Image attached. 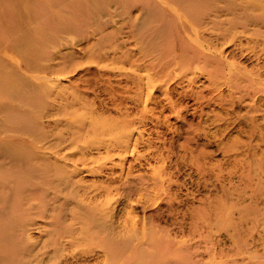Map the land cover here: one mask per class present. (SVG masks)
<instances>
[{"label": "rangeland", "instance_id": "374dc122", "mask_svg": "<svg viewBox=\"0 0 264 264\" xmlns=\"http://www.w3.org/2000/svg\"><path fill=\"white\" fill-rule=\"evenodd\" d=\"M105 2L101 14L90 12L91 24L89 12L54 8L35 17L25 41L27 27L16 28L17 20L0 31V42L17 37L9 42L15 55L0 65L10 80L0 90V126L13 127L0 138L41 150L14 169L39 205L30 234L40 246L55 219L101 238L106 225L112 236L129 237L130 250L115 248L122 264H264V95L253 99L221 85L215 63L199 58L189 70L158 72L149 89L152 71L144 68L156 64L141 58L128 9ZM148 22L159 28L157 20ZM98 24L104 27L97 33ZM147 40L153 55L167 42ZM223 49L236 68L264 73V56L233 44ZM10 114L17 120L7 121ZM136 136L134 151L116 142ZM64 243L66 252L74 248ZM77 250L71 264L103 263L94 245Z\"/></svg>", "mask_w": 264, "mask_h": 264}, {"label": "bare ground", "instance_id": "6f19581e", "mask_svg": "<svg viewBox=\"0 0 264 264\" xmlns=\"http://www.w3.org/2000/svg\"><path fill=\"white\" fill-rule=\"evenodd\" d=\"M37 1L0 0V31L7 29L11 25L12 19L17 20L16 28L21 30L25 26L27 27L26 35L21 38V41H25V38L28 39L31 34L28 33L29 28L33 29L36 18L42 14L43 10L47 12V10L57 8L58 11L71 12L73 15L83 13L88 15V12L90 13L92 10L101 14L105 9L101 0H46L47 3L42 9H37L35 6ZM106 1L105 4L113 5L115 2L117 6L128 9L132 35L138 44L141 58L143 60L153 59V63L156 64V67L146 64L144 68L152 71L151 75H147L146 78L149 89L155 85L152 84L154 81L151 79L156 77L158 72H165L169 76L171 71L182 66L189 70L188 67L192 65V60L199 58L215 63V75L223 78L222 82L220 81L221 85L228 84L239 92L252 95L253 99L257 94L264 95V73L260 68L248 70L238 65L236 68L235 64L222 57L226 44H233L242 51H253L257 57L264 56V0ZM134 10L139 12V15H136ZM30 14L36 18L30 21L23 20ZM179 17H183V23L175 22ZM94 19L95 17L90 13L87 17L88 24H91ZM149 19L160 22V25L158 24L160 29L157 26H151L148 22ZM98 25L93 30L94 32H102L104 26ZM34 31L39 30L34 29ZM69 34L71 40L78 37L75 30ZM148 34L150 35L148 36ZM147 37L150 39L151 45L154 42L166 40V46L162 51L159 50L157 54L153 55L152 52H147V46L143 44ZM7 38H9L8 41L0 42V65L5 63L2 57L11 58L16 53L13 45L9 42L17 40V37L12 33ZM83 38L89 41L88 37ZM172 41L179 44V51L174 50ZM31 42H28V46L35 44L37 47L39 45L37 42ZM190 44L194 45L193 50H191ZM218 44L220 48L217 47ZM19 47L18 45L16 49L18 50ZM65 56L66 53H63L62 57ZM149 65H151L150 62ZM7 67L11 68V66ZM0 76V90H6L10 84L9 77L5 78V75L2 77L1 74ZM141 80L143 81L142 78ZM8 94L13 93L8 91ZM15 119V114H10L6 120L11 123ZM12 128V126L1 123L0 134L12 130ZM116 142L124 152L134 151L138 136L133 141L131 137H128L124 141L118 139ZM28 149L23 145L0 138V264H71L67 258L77 259V248L82 244L94 245L95 250L98 248L102 252V264H122L120 256L118 254L116 256L115 250L117 249L118 252L130 250V240L127 241L129 237L125 236L122 239L119 235L112 236L106 225L102 229L103 237L101 238L100 233L90 230V228H81L77 233L73 227L63 226L58 219H55L52 229L48 232L50 238L40 246L37 245L38 240L29 231L37 224L30 214L39 205L31 202L34 197L31 194L30 183L21 180L14 170L20 167V161L25 155L40 156V148L33 147L30 149L31 151ZM9 172L11 173L9 174ZM21 181L26 185H23ZM88 211L91 212V209L89 208ZM86 219L80 215V221H87ZM64 242L71 243L74 248L70 252H66ZM84 249L83 254L88 255L93 252V249Z\"/></svg>", "mask_w": 264, "mask_h": 264}]
</instances>
